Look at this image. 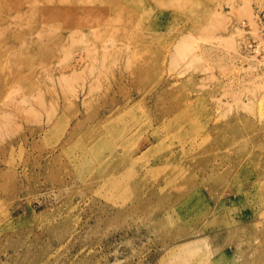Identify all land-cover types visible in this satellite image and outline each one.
<instances>
[{"label": "rangeland", "instance_id": "1", "mask_svg": "<svg viewBox=\"0 0 264 264\" xmlns=\"http://www.w3.org/2000/svg\"><path fill=\"white\" fill-rule=\"evenodd\" d=\"M263 9L0 0V264H264Z\"/></svg>", "mask_w": 264, "mask_h": 264}, {"label": "bare ground", "instance_id": "2", "mask_svg": "<svg viewBox=\"0 0 264 264\" xmlns=\"http://www.w3.org/2000/svg\"><path fill=\"white\" fill-rule=\"evenodd\" d=\"M54 12H52V13H50L49 15L50 16H48L50 19L52 18V16H54ZM52 15V16H51ZM45 17V16H44ZM48 19V18H47ZM255 22H257V21H255ZM260 27H261V25H260ZM257 28H258V25H257ZM257 28H256V26H255V29L257 30ZM258 32H260V31H258ZM261 34H262V36L261 35H259V36H261V41L259 42L260 43V45H261V47H263L264 46V35H263V27L261 28ZM258 48V47H257ZM115 114H117V112L116 113H112V115L111 116H114ZM101 119L98 121V123H102V121L103 122H106V121H108L109 119H107L108 117H107V115H102L101 117H100ZM92 120H93V118H91ZM107 125H110L111 127H117V125L115 124V123H113V122H111V121H109L108 123H107ZM91 126H93V125H91ZM73 130V129H72ZM111 137H113L114 135H110ZM137 158H139V157H134V158H131V159H126V158H124L122 155H120L119 153H111L108 157H106V158H103L102 160H101V162L99 163V166H105V167H108V166H114V167H116V168H122L123 166H125L126 164H130V163H134L135 162V159H137ZM94 174V172H93V169H90L89 171H88V175L89 176H92ZM175 191L176 192H179V193H183V192H185L184 191V188L182 189V188H176L175 189ZM151 195H153V193L151 194ZM160 209V208H159Z\"/></svg>", "mask_w": 264, "mask_h": 264}, {"label": "built area", "instance_id": "3", "mask_svg": "<svg viewBox=\"0 0 264 264\" xmlns=\"http://www.w3.org/2000/svg\"><path fill=\"white\" fill-rule=\"evenodd\" d=\"M258 22L261 25V28L263 27V35H264V9L258 13Z\"/></svg>", "mask_w": 264, "mask_h": 264}]
</instances>
